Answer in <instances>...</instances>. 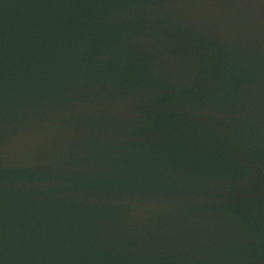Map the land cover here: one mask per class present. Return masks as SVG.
<instances>
[{
	"label": "water",
	"instance_id": "1",
	"mask_svg": "<svg viewBox=\"0 0 264 264\" xmlns=\"http://www.w3.org/2000/svg\"><path fill=\"white\" fill-rule=\"evenodd\" d=\"M0 264H264V0H0Z\"/></svg>",
	"mask_w": 264,
	"mask_h": 264
}]
</instances>
